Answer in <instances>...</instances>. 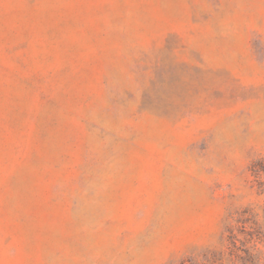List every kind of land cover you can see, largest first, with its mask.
I'll list each match as a JSON object with an SVG mask.
<instances>
[{
	"label": "rangeland",
	"instance_id": "obj_1",
	"mask_svg": "<svg viewBox=\"0 0 264 264\" xmlns=\"http://www.w3.org/2000/svg\"><path fill=\"white\" fill-rule=\"evenodd\" d=\"M0 264H264V0H0Z\"/></svg>",
	"mask_w": 264,
	"mask_h": 264
}]
</instances>
